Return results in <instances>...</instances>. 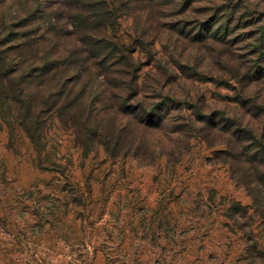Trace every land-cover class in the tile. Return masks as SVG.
<instances>
[{
  "label": "rangeland",
  "instance_id": "rangeland-1",
  "mask_svg": "<svg viewBox=\"0 0 264 264\" xmlns=\"http://www.w3.org/2000/svg\"><path fill=\"white\" fill-rule=\"evenodd\" d=\"M168 1L161 0L159 9L157 0H116L117 41L134 50L117 70L126 72L133 64L147 85L174 78V67L185 76L173 86L185 105L169 113L167 127L126 134L125 148L111 159L97 140L86 142L83 132L53 114L44 121L45 146L38 156L27 140L9 136L0 115V264H263L247 235L263 245L264 215L252 211L253 199L220 156L226 135L195 121V110L252 118L249 107L227 102L236 95L238 80L248 82L246 67L264 59V46L261 53L254 48L264 0L238 7L237 15H249L250 25L226 40L209 38L205 25L210 8L221 0H202L196 5L201 8L184 12ZM117 93L110 89V104ZM148 94L142 99L156 102ZM247 96L264 102V81L251 85ZM107 108L104 132L110 136L117 119ZM259 120L264 133V116ZM175 127L182 131L172 133ZM194 128L206 141L192 137ZM112 139L117 142V134ZM74 197L78 205L72 204ZM221 198L249 207L251 216L234 224L223 215Z\"/></svg>",
  "mask_w": 264,
  "mask_h": 264
},
{
  "label": "trees",
  "instance_id": "trees-1",
  "mask_svg": "<svg viewBox=\"0 0 264 264\" xmlns=\"http://www.w3.org/2000/svg\"><path fill=\"white\" fill-rule=\"evenodd\" d=\"M160 1L157 0L159 9H163L164 3ZM200 1L170 0L165 4L184 12L189 8H201V5L196 6ZM221 1L210 8L213 12L208 18H212L205 23L206 31L209 38L232 39L229 37L235 30L250 25L249 15H237L240 5L249 9L247 0ZM54 5L62 7V13L56 12ZM261 13V19H264V11ZM169 24L175 26V22ZM256 33L254 48L257 49L255 52L261 53L264 21ZM133 52L131 47L117 41L116 0H0V115L9 136L27 140L40 156L45 146L44 121L54 114L59 121L77 128V133L83 132L86 142L97 140L104 152L116 159L125 148L126 134L138 131L142 136L167 127L169 113L186 100L177 96L173 88L185 76L180 68L174 67V78L165 79L163 83L156 78L147 85L146 78L141 79L139 67L130 64L126 72L117 70V65L120 66L122 60H129ZM233 62L229 60V63ZM246 68L244 76L249 77L248 82L242 84L243 80H238L236 95L227 103L249 107L252 118L245 120L244 117L231 116L230 110L218 113L195 110V121L208 123V130L226 135L223 137L225 148L219 150L220 156L229 166L234 182L253 199L252 211L263 218L264 133L259 131V119L264 116V102L250 101L247 95L251 85L264 81V59L254 60ZM124 76L132 77L127 81ZM86 81L97 84L91 83L87 87ZM78 86L79 91L73 96ZM112 88L118 91L114 104L109 103L112 99L108 94ZM125 92L128 93L126 96ZM143 93H149L150 101L156 99V102L144 101ZM131 98L136 100L135 104L130 103ZM99 103L101 105L97 108ZM108 106L117 119L114 125L110 124L114 132L110 136L104 132ZM69 110L81 114L67 115ZM61 115L67 117L61 120ZM180 131L182 129L176 127L171 129L172 133ZM193 132V138L206 141L201 130L194 128ZM115 134L117 142L112 144ZM49 162L51 166L58 165ZM212 194L210 192L209 199L213 201ZM70 200L73 205H78L77 197ZM221 200L223 215L234 224L247 215L251 216L249 207L232 200ZM205 206L209 210V205ZM198 209L199 206H195L193 211L198 213ZM247 237V243L254 248V256L264 264V241L261 242L263 245H258V241L252 240L253 236Z\"/></svg>",
  "mask_w": 264,
  "mask_h": 264
}]
</instances>
